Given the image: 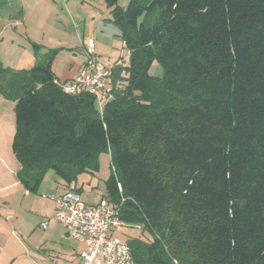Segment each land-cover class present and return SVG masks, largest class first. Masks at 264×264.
Segmentation results:
<instances>
[{
    "label": "trees",
    "instance_id": "obj_1",
    "mask_svg": "<svg viewBox=\"0 0 264 264\" xmlns=\"http://www.w3.org/2000/svg\"><path fill=\"white\" fill-rule=\"evenodd\" d=\"M104 3L128 62L102 111L63 92L55 50L27 70L0 65L19 180L35 192L52 171L69 186L108 153L105 199L148 238L127 240L135 264H264V0Z\"/></svg>",
    "mask_w": 264,
    "mask_h": 264
},
{
    "label": "crops",
    "instance_id": "obj_2",
    "mask_svg": "<svg viewBox=\"0 0 264 264\" xmlns=\"http://www.w3.org/2000/svg\"><path fill=\"white\" fill-rule=\"evenodd\" d=\"M84 4L78 2L80 10H75L71 0H0V62H16L4 68H32L52 50V47L48 50L50 45H46L45 37L62 31L56 46L73 52L72 59L67 70L57 75L53 60L51 70L58 82L71 80L85 60L82 46L93 41L95 21L104 19L112 23L109 9L97 13L94 6ZM68 30L73 34V44L65 36ZM31 44L38 45V51L33 52ZM93 44L96 51L97 45L94 41ZM13 107V101L0 95V264H82V245L68 238L64 227L53 218L56 202L65 193L66 184L47 171L38 189L31 192L18 178L22 168L11 149L15 129ZM37 173L30 171L27 176L34 177ZM81 176L73 186L86 204L96 205L105 199V192L94 196L97 187L91 185L92 181L87 186L80 185Z\"/></svg>",
    "mask_w": 264,
    "mask_h": 264
},
{
    "label": "built area",
    "instance_id": "obj_3",
    "mask_svg": "<svg viewBox=\"0 0 264 264\" xmlns=\"http://www.w3.org/2000/svg\"><path fill=\"white\" fill-rule=\"evenodd\" d=\"M82 52L85 60L77 74L71 80L57 84L66 94L88 92L102 111L112 97L108 84L112 69H106L95 59L92 40L83 45ZM53 218L64 227L68 238L82 245V264H135L127 240L115 235L117 229L126 225L119 219L117 207L107 199L88 205L71 184L57 200Z\"/></svg>",
    "mask_w": 264,
    "mask_h": 264
},
{
    "label": "rangeland",
    "instance_id": "obj_4",
    "mask_svg": "<svg viewBox=\"0 0 264 264\" xmlns=\"http://www.w3.org/2000/svg\"><path fill=\"white\" fill-rule=\"evenodd\" d=\"M83 1L86 7L94 6V9L97 13L101 10L102 13L106 12L108 8L106 7L104 0H71V6L75 4V10L79 9L78 2ZM130 0H118V5L121 7H126ZM80 10V9H79ZM91 13H89L90 15ZM155 14H143L139 18V23L150 24L154 19ZM87 24V23H86ZM82 25V24H81ZM93 34L91 35L93 41L97 45V50L94 51L95 59L98 61L100 65L105 67L106 69H112L115 67L124 68L128 62V53L122 43L120 38L118 28L105 21L104 19L96 20L93 24ZM67 38L70 44L74 43L73 34H71V30H68ZM62 36V31L54 32L52 36L45 37L46 45H50L48 50L52 47L56 51L55 54V73H62L68 68L69 60L72 59L73 52H68L65 50H61L57 48L56 40ZM53 39V40H51ZM34 44H31V50L34 52L33 48ZM53 45V46H51ZM38 46V45H35ZM83 47V46H82ZM75 50V49H74ZM84 55V54H83ZM78 56V53H77ZM39 57H41L39 55ZM80 59V58H79ZM2 63V64H1ZM16 62H0L2 67H11ZM117 64V65H116ZM11 65V66H10ZM149 74L153 77H161L162 68L157 62H153L149 68ZM110 172V157L108 153H102L99 157V170L96 173L90 175L91 177H87L88 174L83 173L82 176L78 179L79 184L84 183V186H87L88 182H91V185L97 187V190L94 191V196L99 197L104 195L105 186L104 180L108 176ZM91 191V189H89ZM89 191V192H90ZM115 235L124 239V240H135L140 238L141 240H147L145 234L141 233L140 228L125 226L116 230Z\"/></svg>",
    "mask_w": 264,
    "mask_h": 264
}]
</instances>
